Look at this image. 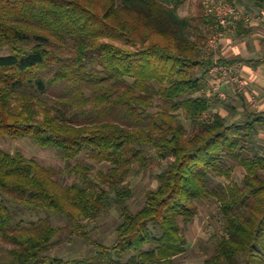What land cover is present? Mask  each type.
Masks as SVG:
<instances>
[{"label":"trees","instance_id":"16d2710c","mask_svg":"<svg viewBox=\"0 0 264 264\" xmlns=\"http://www.w3.org/2000/svg\"><path fill=\"white\" fill-rule=\"evenodd\" d=\"M188 1L0 0V138L56 149L79 176L64 184L56 168L0 148V264H170L203 201L221 216L204 264H264V112L212 111L225 102L204 92L223 61L208 46L216 21L183 16ZM229 1L264 11V0ZM82 156L108 169L72 163ZM155 160L158 186L133 210L131 179ZM112 208V244L51 252L67 231L90 241L87 223Z\"/></svg>","mask_w":264,"mask_h":264},{"label":"rangeland","instance_id":"374dc122","mask_svg":"<svg viewBox=\"0 0 264 264\" xmlns=\"http://www.w3.org/2000/svg\"><path fill=\"white\" fill-rule=\"evenodd\" d=\"M203 13L202 0H190L181 9L180 13L183 16L197 15ZM254 14V11H247ZM258 16V15H257ZM264 22V14L258 16ZM257 20V19H256ZM264 26V25H263ZM262 28L264 27H257ZM236 33L226 34L225 36H235ZM263 46L262 51L264 55V41L261 43ZM218 58L219 49L212 50ZM252 72V73H251ZM244 75L248 79V84L245 87V92L238 93L237 87L232 91V94L227 91L228 98L223 100L225 102L219 103L216 107L221 113L231 118L244 117L246 107L249 111H260L261 109V98L258 92H253L249 89V85L253 81L255 74L251 70ZM54 91L63 93L64 88L62 86L54 87ZM211 87L204 89V92L209 95ZM256 96L258 106H253L250 102L251 96ZM221 100V99H220ZM157 109V107H156ZM184 123L191 127L190 122L182 115ZM259 141L264 145V128L261 129L259 135ZM0 148L7 149L9 151L20 150L28 157H35L40 163L45 166H52L59 170L60 180L64 184H72L79 180V176L75 173H70L69 164L56 149L53 148H42L35 144L32 140L27 138L23 139H11V138H0ZM93 164V174H97L99 170H107L106 164L92 161L87 156H82L81 160H73V164ZM161 165L155 160L151 164V168L146 173H140L131 179L132 186L134 189V196L130 201V206L133 210L139 209L145 202L146 191L149 188H156L158 186L157 174L161 169ZM245 174V169L240 166H234V178L240 180ZM218 182L226 183V178H219ZM199 214L195 219L189 223L181 222L183 230L188 239V246L186 251L174 258L170 264H204L205 258L209 257L213 252V244L211 236L215 233L221 224V216L218 212V206L214 201H203L200 203ZM35 218V217H34ZM55 225L65 227L67 221L64 217L54 216L53 218ZM119 212L115 209H109L106 211L98 220L87 223V229L89 230L90 241L79 237L77 235H71L70 231H67L65 236L59 238L57 242L52 246L51 252L58 254L66 258L83 257L93 253L97 249V242L110 245L115 241L116 227L120 222Z\"/></svg>","mask_w":264,"mask_h":264},{"label":"crops","instance_id":"0c3cea01","mask_svg":"<svg viewBox=\"0 0 264 264\" xmlns=\"http://www.w3.org/2000/svg\"><path fill=\"white\" fill-rule=\"evenodd\" d=\"M254 14L259 16L260 14H264V11L256 10ZM263 25L264 22L261 18L254 19L248 24L240 23L237 29V35L224 36L218 48L220 50L218 58L223 60L222 63L232 66L240 65V69L244 73L251 72V70L254 71L255 77L249 85V89L259 93L261 98V112H264V55L262 51L263 46H261V43L264 41V30L262 28L258 29L257 27H264ZM214 82V77L209 76V85L207 88L212 87ZM231 85L236 86L235 82L224 83L222 85V89L226 92L228 91L230 95L235 90ZM212 97L217 96L214 95ZM216 106L213 107L212 111L220 112ZM256 149L264 152V145L258 141Z\"/></svg>","mask_w":264,"mask_h":264},{"label":"built area","instance_id":"2783aa9c","mask_svg":"<svg viewBox=\"0 0 264 264\" xmlns=\"http://www.w3.org/2000/svg\"><path fill=\"white\" fill-rule=\"evenodd\" d=\"M203 11L206 16H213L216 21V30L210 35L208 46L211 50H217L221 39L226 34L236 33L239 24H248L259 17L250 12H246L229 0H202ZM209 76H213L215 82L209 92L210 96L216 95L220 99H227L228 94L222 89L224 83L235 82L238 93L245 92L248 84L247 77L240 69V65H228L215 61L212 65ZM250 102L253 106H258L256 96H251Z\"/></svg>","mask_w":264,"mask_h":264}]
</instances>
